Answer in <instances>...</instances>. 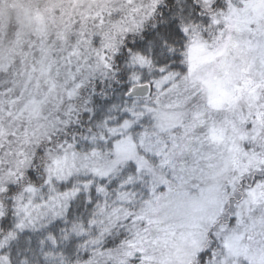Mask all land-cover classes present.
Instances as JSON below:
<instances>
[{
	"label": "snow or ice",
	"instance_id": "1",
	"mask_svg": "<svg viewBox=\"0 0 264 264\" xmlns=\"http://www.w3.org/2000/svg\"><path fill=\"white\" fill-rule=\"evenodd\" d=\"M0 264H264V0H0Z\"/></svg>",
	"mask_w": 264,
	"mask_h": 264
}]
</instances>
